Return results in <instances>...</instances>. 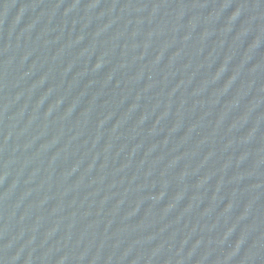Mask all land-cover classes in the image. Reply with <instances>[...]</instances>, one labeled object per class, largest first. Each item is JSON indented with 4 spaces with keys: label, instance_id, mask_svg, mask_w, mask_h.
<instances>
[{
    "label": "water",
    "instance_id": "water-1",
    "mask_svg": "<svg viewBox=\"0 0 264 264\" xmlns=\"http://www.w3.org/2000/svg\"><path fill=\"white\" fill-rule=\"evenodd\" d=\"M0 264H264V0H0Z\"/></svg>",
    "mask_w": 264,
    "mask_h": 264
}]
</instances>
